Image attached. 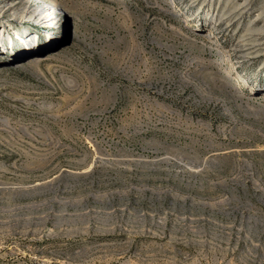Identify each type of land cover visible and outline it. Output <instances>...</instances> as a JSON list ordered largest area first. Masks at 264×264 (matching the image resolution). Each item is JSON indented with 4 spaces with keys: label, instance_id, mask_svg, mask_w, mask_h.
I'll return each instance as SVG.
<instances>
[{
    "label": "rangeland",
    "instance_id": "obj_1",
    "mask_svg": "<svg viewBox=\"0 0 264 264\" xmlns=\"http://www.w3.org/2000/svg\"><path fill=\"white\" fill-rule=\"evenodd\" d=\"M23 1L0 17V264H264V44L240 45L264 0H45L50 27Z\"/></svg>",
    "mask_w": 264,
    "mask_h": 264
},
{
    "label": "bare ground",
    "instance_id": "obj_2",
    "mask_svg": "<svg viewBox=\"0 0 264 264\" xmlns=\"http://www.w3.org/2000/svg\"><path fill=\"white\" fill-rule=\"evenodd\" d=\"M200 1H204L205 3H207V9L209 11V14L210 13L212 15L214 14L216 20H218V21L222 20L223 18L230 16V14L232 12H233L232 14H235L234 13L235 11H238L241 8L245 9V8H248L250 6V4L246 5V3H248L249 0H227L225 2L226 8H227V11H226V8L224 7L225 5L223 6L225 8L224 10L221 8L219 9V7H221V5L223 4V3H221L222 0H215L214 3H213L214 0H193L194 3H197ZM43 4H46L50 8V10L49 9L47 10V11H50V13L42 15V17L39 19H37V17L35 16L36 13L32 9V7L23 11L22 14L24 17H25V15H27L29 17L31 16V19H37L38 21H40L39 24H41V25H46L49 27H50V25L53 26V24L55 23L54 17L56 14L55 9L57 8V6L55 7V5H50L51 3L49 4L45 0L43 1ZM25 6H27V5L24 3L23 0H0V17L5 16L6 14L13 13V12L17 13L18 17H20L21 16L20 11H22L21 8L23 9ZM39 7H40V5H39ZM41 7H42V5H41ZM257 12H258V14L256 15L255 19L258 17H263V22H262V24H259V25L257 24L256 26L249 29L250 32H248V34H252V36L250 37L248 34H246V36H248V37L246 38V36H245L244 40H242V42H240V45H242L243 47H246L247 43H248V45L250 44V48L251 47L256 48V46L264 44V34L261 33L262 31H264V7L262 9H259ZM235 15L238 16V14H235ZM21 22L22 21H20V23ZM206 23H207V21L205 22V24H202L200 27L196 28L197 29L196 32H199L200 34H205L209 38L212 39L214 37L213 30L218 29V26H220V25L218 23L217 24L214 23L211 26L210 25L208 26ZM2 33H5V29L0 30V35ZM234 33H236V30L234 31ZM257 34H259V35H257ZM33 40L35 41V39L30 38L28 42H32ZM213 43H215V41H213ZM215 44L217 45V42ZM221 50H223V49H221ZM248 50H250V49H248ZM256 52H258V50H256ZM254 53L255 52H251V50H250V54L247 51L246 55L255 57ZM258 55H260V54H258ZM226 61H227V59H226Z\"/></svg>",
    "mask_w": 264,
    "mask_h": 264
}]
</instances>
